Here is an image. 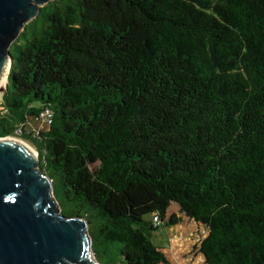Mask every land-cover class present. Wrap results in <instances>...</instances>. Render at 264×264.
Returning <instances> with one entry per match:
<instances>
[{"label":"trees","instance_id":"trees-1","mask_svg":"<svg viewBox=\"0 0 264 264\" xmlns=\"http://www.w3.org/2000/svg\"><path fill=\"white\" fill-rule=\"evenodd\" d=\"M43 8L49 23L41 10L10 50L0 138L38 131L40 167L74 203L61 213L89 223L96 255L168 264L154 217L178 225L177 205L208 229L206 264H264V0ZM47 107L52 124L28 127Z\"/></svg>","mask_w":264,"mask_h":264},{"label":"water","instance_id":"water-1","mask_svg":"<svg viewBox=\"0 0 264 264\" xmlns=\"http://www.w3.org/2000/svg\"><path fill=\"white\" fill-rule=\"evenodd\" d=\"M51 1L0 0V79L11 45ZM8 138H0V264H102L89 223L60 212L38 155Z\"/></svg>","mask_w":264,"mask_h":264},{"label":"rangeland","instance_id":"rangeland-1","mask_svg":"<svg viewBox=\"0 0 264 264\" xmlns=\"http://www.w3.org/2000/svg\"><path fill=\"white\" fill-rule=\"evenodd\" d=\"M48 11V8L42 9V13L40 14V17L37 20L39 26H44L49 23V16L47 15ZM33 25L34 24H31V22L28 23L26 27V33L22 34L21 32V35L18 38L19 40L17 39L11 45L10 50L14 58L18 59L20 53L19 46L26 44L27 35H31ZM5 90L0 96V111L3 108L2 104L4 94L7 93V91ZM31 123L32 124L30 125L28 124L29 127L35 124H39L40 129L43 130L47 128L44 127L43 121L38 122L35 120H31ZM20 131L21 130L16 133L17 135L15 137L9 138H14L18 142L25 143L26 145L30 146L36 152V155L38 154L39 158V151L41 150V146H45L41 141V138L34 135L32 141L26 140L23 138ZM53 195L57 200L60 212L67 213L69 208H73L74 203L68 201V199L64 195L63 187L60 185L59 181H56L55 185L53 184ZM174 207L176 208H169L167 217H169L172 213H175L181 217V223H179L177 227L170 229H167V226L165 224L164 228H161L158 232L153 234V243L165 253L168 260V264H206L205 257L203 254L200 253L199 247L201 241L207 236L208 229L204 225L189 219L183 214H180L177 205H175ZM97 251V259L102 264H120L122 256L119 248L109 247V249H107V252H104L103 249L99 250L97 248Z\"/></svg>","mask_w":264,"mask_h":264},{"label":"built area","instance_id":"built-area-1","mask_svg":"<svg viewBox=\"0 0 264 264\" xmlns=\"http://www.w3.org/2000/svg\"><path fill=\"white\" fill-rule=\"evenodd\" d=\"M1 111L6 112V111L4 110V108H2ZM53 118H54V113H53V111H52L49 107H47V108H44L43 110H41V111L39 112V114H38L35 118H33V119H34L35 121H38V122L43 121L44 126H45V127H49V126L52 124V122H53ZM25 129L27 130L28 127L25 128ZM28 130H29V129H28ZM29 132H30V131H29ZM20 133L22 134V131H20ZM35 135H36V136L39 135V134H38V131L35 132ZM161 224H162L161 218H160L159 216H155V217H154V226H155L156 228H158V229H161V228H160V227H161Z\"/></svg>","mask_w":264,"mask_h":264},{"label":"bare ground","instance_id":"bare-ground-1","mask_svg":"<svg viewBox=\"0 0 264 264\" xmlns=\"http://www.w3.org/2000/svg\"><path fill=\"white\" fill-rule=\"evenodd\" d=\"M9 70H10V63L8 64L7 68H6V71L5 73L3 74L2 78L0 79V96L1 94H3L5 88L7 89V86H8V76H9ZM6 91V90H5ZM7 140H12V141H16L18 142L17 140H15L14 138H8ZM18 143H21V142H18ZM23 144L24 146L28 147L29 149H31L33 151V153L36 155V152L28 145H26L25 143H21ZM38 157V156H37Z\"/></svg>","mask_w":264,"mask_h":264},{"label":"crops","instance_id":"crops-1","mask_svg":"<svg viewBox=\"0 0 264 264\" xmlns=\"http://www.w3.org/2000/svg\"><path fill=\"white\" fill-rule=\"evenodd\" d=\"M30 124H32L31 121H29V125H30ZM28 127H29V126H28ZM30 128H31V129L42 130V129L39 128V124H35V125L31 126ZM43 130H45V129H43ZM174 206H175V205H172L171 207H172V208H176V207H174ZM172 214H173V213H172ZM177 226H178V225H176V226H167V229H168V228H169V229H170V228H175V227H177Z\"/></svg>","mask_w":264,"mask_h":264}]
</instances>
